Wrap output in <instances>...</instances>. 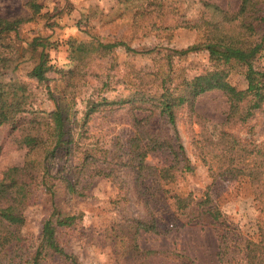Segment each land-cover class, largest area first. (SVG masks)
I'll return each mask as SVG.
<instances>
[{"label": "rangeland", "instance_id": "obj_1", "mask_svg": "<svg viewBox=\"0 0 264 264\" xmlns=\"http://www.w3.org/2000/svg\"><path fill=\"white\" fill-rule=\"evenodd\" d=\"M203 1L234 12L241 0H38L42 5L39 14L10 35L19 50L37 37L51 44L46 49L49 69L45 82L27 77L34 61L22 64L16 72V78L28 85L29 109L39 115L54 109L52 96L66 101L75 98L68 125L83 152L58 155L48 163L51 173L57 178L72 176V168L84 153L90 156L81 174L74 171L79 177L76 193L67 194L57 182L52 199L48 193H41L37 202L24 210L25 224L13 245L0 251V264L17 253L32 256L42 223L53 212L61 219L73 217L70 225L57 229V238L75 264H264V105L245 122L228 120L227 98L220 91H210L195 100L193 112L187 105L179 109L177 132L194 170L169 186L168 194L163 193L165 189L157 192L162 191L149 209L136 195L134 171L124 166L134 118L148 114L139 110V102H129L138 96L134 87L122 81L128 82L132 71L150 79L166 62L188 80L212 70L204 51L177 53L202 41V32L190 27L201 20ZM26 2L0 0V16L30 19ZM69 38L123 42L135 52L127 53L119 47L113 58L118 63L115 67L110 66L111 59L92 58L84 73L73 76L66 47ZM255 66L264 69V52ZM228 69V82L237 90L246 89L243 67L232 62ZM68 80L74 83L73 90H68ZM101 99L108 102L98 106L83 124L89 101ZM150 123L153 131L172 136L158 112ZM79 125H86L82 137L78 135ZM222 132L230 133L249 149L256 147L260 153L256 159L263 165L258 184L252 185L245 176H221L216 164L209 170L201 162L197 156L201 134L216 138ZM14 135L10 124L0 127V177L10 167H21L27 159V149L13 143ZM168 162L169 158L161 154L146 158V164L158 168ZM175 195L191 196L186 212L176 210ZM206 195L211 200L206 207H216L220 213L215 222L198 205ZM153 218L157 232L136 229L138 222L148 223ZM247 246L250 251L254 246L251 261Z\"/></svg>", "mask_w": 264, "mask_h": 264}, {"label": "trees", "instance_id": "obj_2", "mask_svg": "<svg viewBox=\"0 0 264 264\" xmlns=\"http://www.w3.org/2000/svg\"><path fill=\"white\" fill-rule=\"evenodd\" d=\"M202 5L204 13L201 20L190 27L202 32V41L177 53L186 55L204 51L213 64L212 70L188 80L181 71L174 70L166 62L156 73L151 74L150 79L132 71L128 82L122 81L126 86L134 87L135 95L138 96L136 101L129 102H139V110L148 114L140 119L134 118V133L129 140L127 160L124 163V166L134 171L136 195L145 201L148 209L151 202H154L153 198L162 191L157 192L165 189L163 193L168 194L169 186L175 184L183 174L194 170L177 132L176 118L179 109L187 105L193 112L195 100L210 91H220L227 98L228 120L245 122L264 105V69L255 66L257 57L264 52V0H241L234 12L226 11L208 1H203ZM26 7L31 13L30 19H8L0 16V127L10 124L15 133L13 143L19 148L27 149L25 163L21 167L8 168L0 177L1 252L13 245L16 234L25 224L24 210L35 204L41 193H48L52 199L57 182L62 183L63 191L67 194L76 193L79 177L75 175L84 171L86 159L90 156L89 153H84L85 156L72 168L76 172H71L72 176L57 178L51 173L48 163L58 155L82 154L83 150L68 125L75 98L70 97L66 101L52 96L54 109L47 113L41 111L36 115L35 111L29 109L28 85L16 78L19 67L28 61H34V64L27 77L37 83L47 80L49 69L46 49L51 44L47 39L34 38L20 50L11 39V34H16L22 24L33 19L42 9L38 0H27ZM66 47L68 58L73 64V69L70 70L73 76L84 73L92 58L111 59L110 66L115 67L118 63L113 58L119 47H123L127 53L135 52L123 42L102 43L97 39L81 41L69 38ZM27 53L28 57L25 56ZM232 62L243 67V76L247 83L244 90H237L227 80L230 73L228 66ZM66 86L68 90H73L74 83L68 80ZM68 94L71 95L72 91H68ZM106 102V99L89 101L82 123L86 124L90 114ZM155 112L168 124L172 136L153 131L150 122ZM26 113L31 116L26 117ZM85 126L79 125L78 135L81 137ZM150 154L165 155L169 162L160 168L149 166L146 158ZM259 154L256 147L249 149L246 145H241L227 132H222L216 138L203 133L201 141L197 143V156L209 170L216 164L217 173L221 176H245L252 185L261 180L263 165L256 159ZM147 194H150L149 198H146ZM173 199L174 206L179 211L186 212L192 203L190 195L183 198L175 195ZM210 203V196L206 195L198 205L215 222L220 213L216 207L207 208ZM72 220L73 217H55L53 212L42 223L33 255L17 253L6 264H65L68 260L75 264L73 257L65 252L57 238V229L70 225ZM135 227L137 230L157 232L154 218L148 223L138 222ZM253 247L251 251L246 247L250 251L249 261L255 256Z\"/></svg>", "mask_w": 264, "mask_h": 264}]
</instances>
